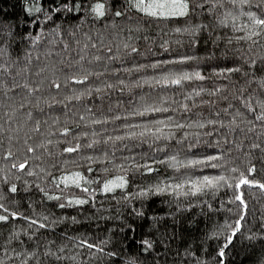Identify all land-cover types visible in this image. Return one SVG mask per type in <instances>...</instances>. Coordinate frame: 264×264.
<instances>
[{"label":"snow or ice","instance_id":"1","mask_svg":"<svg viewBox=\"0 0 264 264\" xmlns=\"http://www.w3.org/2000/svg\"><path fill=\"white\" fill-rule=\"evenodd\" d=\"M22 10L26 15L23 23L32 30L17 35L12 26L3 25L8 39L0 44V58L4 60L0 63V77L12 76L10 68L20 62L19 56L12 59L14 46L27 43L38 48L45 37L52 36V44L58 43L55 37H59L63 49H69V44L63 41V25L69 20L79 21L72 24V28H82L91 21L103 24V29H97L95 37L82 32L83 41H75L80 55L74 70L73 65L57 68L55 64L39 69L37 76L46 69L51 72L50 82L46 83L44 78L33 85L28 76L22 74L33 59L29 50L24 53L28 64L17 71L22 84L16 82V77L11 81L0 78V140L7 139L8 149L3 158L10 161V165L0 168V228L11 225L0 244V264H119L121 252L109 251V247H131V244L120 243L117 234L127 241V233L135 234L139 222L148 220L151 221L149 233L155 232L160 237L158 241L150 234L139 242L140 251L153 257L150 264H160V260L169 264L170 254L176 264H185V258L193 264H209L207 258L202 259L191 251V245L184 247L183 252L178 246L174 254L170 248L177 238L181 243L186 240L184 233L178 237L175 231L177 216L197 207L200 209L198 215H207L205 209L226 214L204 235L205 241H215L217 245L213 264H228L230 250L235 248L238 239L241 243L244 239L250 242L245 251L250 264H264V213L259 217L252 215L246 199V192L253 188L264 193V179L256 178L258 169L252 159L253 151L264 155V0H24ZM165 28L181 36L175 41L177 45H186L196 51L203 48L205 55L173 54L169 59L123 67L125 59L132 54L147 58ZM108 29L111 31H106ZM154 30L157 35H152ZM69 35L75 38L77 33L70 31ZM141 40L148 45L143 52L136 43ZM160 47L165 54L171 51L168 40ZM89 50H94V54L89 55ZM201 60L205 61L203 65L197 63L195 69H191L192 62ZM117 62L121 67H113ZM207 62L215 65L212 75L216 80L226 82H218L212 88L202 86L210 79L202 71V67L210 66ZM147 68L160 69L159 76L131 81L116 79L115 82L108 79L109 72L130 75ZM66 71L73 72L63 79L65 86L74 82L71 94L61 100L44 95L45 87H54L59 93L61 82L57 73ZM237 74L243 78L242 83L233 80ZM193 84L198 86L185 91ZM143 85H149V90L134 99V107L126 112L124 119L129 116L144 119L139 124L122 123L123 135L96 139L99 134L93 132V139L82 144L80 137L87 138L89 133L78 131L80 122L77 121H72L74 127H69L71 116L79 115L80 121L94 125L101 124L100 119L89 121L83 114L69 110L64 112V126L59 127V116L44 115L45 108L51 111L54 106H60L68 110L69 102L95 100L97 96L103 99L117 88L120 93L125 89L134 93V89H142ZM168 88L172 95H160ZM17 89L19 92H14ZM153 92H156L155 98H152ZM174 95H179L182 103L174 100ZM205 108L209 110L207 113L203 111ZM87 111L89 116L96 115L90 108ZM148 114H154L155 118ZM121 119L119 115L105 116L103 122ZM53 135L58 139L49 138ZM69 135L72 140L66 138ZM36 136L43 139L39 143H29ZM125 139L146 144L149 153L154 155L142 153L139 158L144 163L132 162L128 157L117 162V142ZM20 140L24 146L22 154L19 149L12 150L13 141ZM246 140L249 141L248 150L244 151ZM54 143L66 145L60 153L63 161L60 168L46 162V157L54 156L48 150ZM108 143L112 144L110 151L101 148L95 155H79L80 161L87 162L86 167L70 158L85 148L95 152L97 145ZM156 155H161L162 159L157 160ZM66 156L68 158H64ZM240 156L246 159L243 168L236 163ZM37 160L45 166L36 163ZM125 163H131V167H125ZM168 169L177 175H167ZM13 170H16L15 181L22 182L23 188L12 181L10 173ZM137 174L140 178L151 174L155 179L136 183ZM130 188L135 190L129 191ZM33 189L40 199L27 201L28 213L18 210L19 200H9V196L21 193L31 196ZM165 196L171 200L161 203H167L169 211L163 216L155 213L149 217L152 198ZM223 196H227L226 201ZM100 197L113 200L115 210L105 208ZM50 202L62 212L74 206H79V210L75 216H55L46 207ZM217 202L219 207L214 208ZM37 203L43 210H37ZM227 205H233L235 210ZM85 206H88V215H84ZM108 212L111 214L102 215ZM169 217L173 221V231L161 233V222ZM97 220L116 221L123 227L106 228L103 239L91 232L75 231V226ZM68 221L75 234L69 236L64 231L56 235L57 227H67ZM101 227L97 224L96 231ZM49 235L54 238H48ZM165 239L168 243H164ZM158 243L164 250L162 253L156 252ZM257 243L260 244L258 249ZM123 264L148 262L130 256L123 259Z\"/></svg>","mask_w":264,"mask_h":264},{"label":"trees","instance_id":"2","mask_svg":"<svg viewBox=\"0 0 264 264\" xmlns=\"http://www.w3.org/2000/svg\"><path fill=\"white\" fill-rule=\"evenodd\" d=\"M87 2V0H85ZM24 0H0V44L4 42V40L8 39L6 35H4V24H9L14 28V31L17 35L23 32H27L29 30H32L29 25H26L23 23V21L26 20V15L23 12ZM77 20H69L66 23H64V37L63 41H66L69 44V49L64 50L63 49V42L60 41L59 37H55L57 39L58 43L52 44L51 41L53 39L52 36H47L45 39L41 42L40 46L38 48H32L27 43L20 44L19 46H14L12 49V59H16L17 56L20 57V62L18 65H13L10 68V71L12 73V76H7V74H4V76L0 78L8 79L11 81L12 77H16L17 83H23L22 79L17 76V71L24 69L25 65L28 64V61L24 58L25 50H29L31 52L32 56V62L29 65L28 70L23 71L24 76H28L29 82L35 85V83L39 82L41 79L46 78V83L50 82L52 79V74L47 69L40 75L37 76L36 73L41 68H45L46 65L55 64L57 68H66L67 65H73V70L75 69V62L79 59V48L75 41L77 39L83 41V36L81 35L82 32H89L90 35L93 37L96 36V30L97 29H103V24L101 23H92L89 21L88 23H85L82 28L76 29L72 28L71 25L74 23H78ZM118 23H120L118 21ZM170 27V26H169ZM70 31H75L77 33L76 37L73 38L69 35ZM106 31H111V29H108ZM152 35H157L156 30L152 32ZM162 37V38H161ZM181 39V36L178 34H174L170 32L169 28H165L164 32L161 34V36L157 37L156 43L153 46V52L149 53L148 57H142L138 54H132L131 56L127 57L125 59V64L123 67H131L134 63H140V64H149L154 59H169L173 54H187V55H194V56H200L203 57L205 55V51L203 48H201L199 51L189 49L186 47V45H177L175 43L176 40ZM186 37H184V40L186 41ZM164 40H168L171 45V51L167 54L163 52V49L160 47V45L163 43ZM107 42V41H106ZM137 46L140 48L141 52L145 51L148 45L144 41H137ZM223 47V46H221ZM94 54V50H89V55ZM39 56V60H36V57ZM3 58H0V63H3ZM9 64H11V61H8ZM197 63L203 65L205 61L201 60L199 62H192L191 63V69H195L197 66ZM210 64V66L202 67V71L206 76H209L210 79L204 83L202 86L207 88H212L215 86L218 82H226V81H217L216 78L212 75V67H215L214 64L211 62H207ZM224 66V65H221ZM113 67H121L119 62L113 65ZM190 69V70H191ZM99 70V69H97ZM165 70H167V66H165ZM2 72V70H0ZM73 74L72 71H66V72H58L57 76L60 79L61 82V89L59 93L56 91V89L53 87L52 89H48L47 87L44 88V95L48 96H54L57 100L63 99L66 95L71 94V88L74 86V82H70L67 86L63 84V79L65 75H71ZM160 69H152L147 68L144 70H141L140 72L133 71L130 75L128 73L121 72L119 74H113L109 72L108 79L110 82H115L116 79H125L126 81H131L133 79H140L141 77H151V76H159ZM233 80H238L241 83L243 82V78L237 74L233 76ZM198 86L196 84H193L189 86L188 89H185V91L190 90V87ZM149 85H143L142 89H134V93H129L127 89L123 93H120L119 89H114L111 91L110 95H106L103 99H101L99 96L96 97L95 100H91L90 98H86L84 102H69L68 110L62 109L60 106H54L53 109L50 111L48 108H45L44 115L46 117L51 116H59L60 118V125L59 127L64 126L65 121V111H71V112H77L80 114H83L86 118L89 119H100L102 121L99 125H94L89 123H84L80 121V116H71V120L68 123L69 127H74V124L72 121L80 122V129L78 131H87L89 133V136L87 138L80 137V141L82 144H87L92 137V133L96 132L99 135L96 137V139H102L105 136H117V135H123L125 129L122 128V123H131V124H139L142 122L144 118H137V117H127L124 119L126 112L131 111L134 107V99L138 98L139 95L149 90ZM175 87V86H172ZM254 87V85H253ZM26 91V90H25ZM179 91V89H177ZM14 92H19V90H14ZM160 95H172L171 88H168L165 90V92L160 93ZM156 92L152 93V98H155ZM18 98V97H17ZM176 101H180L182 103L181 97L179 95H174L172 97ZM167 106V103H166ZM175 105H173L174 107ZM90 108L93 112L96 113L95 116H89V113L87 109ZM111 109V110H109ZM205 113L209 111L207 108L203 109ZM121 116V121H113L108 120L107 122L104 121L105 116ZM149 116L154 117V114H148ZM179 115V113H178ZM51 121H49L50 123ZM55 127V126H54ZM47 130V129H45ZM55 130L58 131V128ZM135 130V129H134ZM22 135V134H21ZM50 139H53L54 141L58 139L56 135H53L52 137H49ZM68 140H72V135H69L66 137ZM43 139L42 137H33V140H30L29 143L35 142L39 143L40 140ZM216 138L213 137L212 140L214 141ZM249 141H245V148L244 151H247V144ZM127 144L128 148L125 149L124 145ZM0 168H5L6 165H10V161L5 160L3 158L4 152L8 149V142L5 138L4 140H0ZM66 145L61 144L60 146H57L55 143L48 149L49 151L54 153L53 157H46V162L48 164L55 163L57 168H60L62 165V158H61V150L62 147ZM112 144L108 143L107 145H97L96 151L93 152V150L85 148L82 153H78L76 155L71 156L70 158L73 160H76L78 164H80L83 167L87 166L86 161H80L79 155H95L98 154L101 148H106L107 150H111ZM17 149H19L20 153L22 154L24 150L23 141H13V148L12 150L14 152H17ZM117 152L115 153L117 157V162H121V160L125 157L130 158L132 162L135 163H144L145 161L141 160L139 157L142 153H149L148 147L146 144H140V142L130 139H125L123 142H117ZM203 150V149H202ZM37 155H40V152H37ZM149 155H154V153H149ZM64 158H68L67 156ZM156 159L160 160L162 159L161 155H156ZM180 159H183L181 156ZM252 159L253 162L256 163L258 172L256 173L257 179H264V163L261 161H264V155H262L259 151H253L252 153ZM36 163L41 164V166H45L44 163L40 160H37ZM237 165L241 168L244 167L246 163V159L243 156H240L237 159ZM125 167H131V163H125ZM163 167V166H161ZM115 172V170H113ZM15 172L16 170H13L12 173H10V176L12 178L13 182H16L20 185L21 188H23L22 182L15 181ZM118 174V173H117ZM167 175L175 177L177 174L174 173L172 169L167 170ZM25 179L28 177L25 176ZM155 177H153L151 174H148L144 178H140L137 174L136 183H148L154 180ZM48 185H45L47 187ZM135 190L134 188H130L129 191ZM7 191V189H5ZM32 195H25L21 193L20 196H9V200H19L21 203V207L18 209L20 211H24L28 213L30 210L28 208L27 201L29 199H32L34 201H39L40 197L36 194H34V189L32 190ZM78 194V193H76ZM120 192L118 190L117 198H119ZM104 200L105 208L111 207V209L115 210V202L111 200L110 198L100 197ZM153 203L151 204V209L148 213V216H152L155 213H159L161 216L164 215L165 212L169 211L167 203H161L162 200L169 201L171 200V197L165 196V197H153ZM222 199L225 201L227 200V196H223ZM246 199L249 202V206L252 209V215L259 217L262 213H264V193H261V191L257 188H253L246 192ZM187 203V201H185ZM228 207H233V210H235L233 205H227ZM37 210H43L41 206L37 203L36 204ZM47 209L49 211H52L55 216H62V215H68V216H75L77 215V211L79 210V206H74L73 208H66L63 212L59 209H56L54 207V202H50L46 205ZM214 208H218L219 204L214 203ZM86 211L84 215H88L89 211L87 210L88 206H85ZM75 209V210H74ZM163 209V211H161ZM200 212V209L193 208L190 212H185L182 215H178L176 218V228L175 231L179 237V234L184 233L186 236V240L184 243H181L179 238H177L175 241H173L170 245V248L173 251V254L177 247L179 246V249L181 252H183L184 247H187L188 245H191V251L196 252L197 256L201 257L202 259L207 258L209 261V264H213V258L216 255L215 248H216V242L215 241H205L204 235L206 231L210 232L213 228L214 223L217 220L222 221L224 219L225 213L221 212L219 214L213 213L208 209H205V212L207 215H198ZM111 212L108 213H102V215H110ZM51 218V217H50ZM78 219L83 220V216H78ZM194 223L189 224L188 221H193ZM173 221L171 218H166L165 221L161 222V227L159 231L162 233L165 230H167L169 233L173 231L172 228ZM100 224L102 227L99 231H96V225ZM151 221H143L139 222L137 231L135 234L129 232L127 233V236L129 237V240L124 241L119 234H117V239L120 240V243L122 244H131V247H123L119 248L118 246L116 248L109 247V251L111 250H118L121 252V259L119 261V264H123V259H127L128 257H138L141 261H147L148 264H150L151 260L153 259L152 256H148L147 254H143L139 249V242L145 238L148 235H152L153 239H157L159 241L160 237L159 234L152 232L149 233ZM118 222L112 221V222H105L104 220H97L94 222H85L83 226H75L76 232H91L93 236H97L100 239H103L106 235V228L117 226ZM119 227H123V225H118ZM11 230V225L5 224L2 228H0V244L3 243V240L7 237V233ZM64 231L68 232L69 236H72L74 233L73 226L71 225V221L67 222V227L65 225H59L56 229V235L62 234ZM253 231H256L255 228H253ZM134 236V239H132ZM48 238H54L52 235H49ZM57 243H60L59 240L56 241ZM65 243H68L65 241ZM164 243H168V240L165 239ZM236 246L234 249L230 250V259L228 261V264H250V260L246 257L245 251L249 248L250 242L246 239L243 240V243H241V240H237L235 242ZM70 246V245H69ZM256 248L258 249L260 247V244L257 243ZM41 247H43V243H41ZM207 248V251L204 249ZM163 248L159 246V243L156 248V252H163ZM2 255V253H0ZM155 255V254H154ZM169 264H176V262L172 258V254H170L168 257ZM160 264H163V260H160ZM185 264H193V262L187 258H185Z\"/></svg>","mask_w":264,"mask_h":264}]
</instances>
